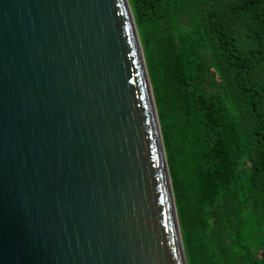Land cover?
Here are the masks:
<instances>
[{"label": "water", "instance_id": "water-1", "mask_svg": "<svg viewBox=\"0 0 264 264\" xmlns=\"http://www.w3.org/2000/svg\"><path fill=\"white\" fill-rule=\"evenodd\" d=\"M0 264H188L128 0H0Z\"/></svg>", "mask_w": 264, "mask_h": 264}, {"label": "trees", "instance_id": "trees-1", "mask_svg": "<svg viewBox=\"0 0 264 264\" xmlns=\"http://www.w3.org/2000/svg\"><path fill=\"white\" fill-rule=\"evenodd\" d=\"M188 264H264V0H128Z\"/></svg>", "mask_w": 264, "mask_h": 264}]
</instances>
